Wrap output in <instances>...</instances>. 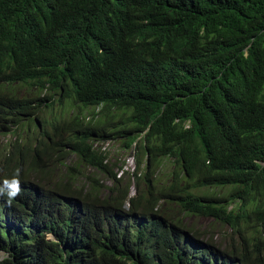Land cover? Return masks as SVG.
Returning a JSON list of instances; mask_svg holds the SVG:
<instances>
[{"label":"trees","instance_id":"1","mask_svg":"<svg viewBox=\"0 0 264 264\" xmlns=\"http://www.w3.org/2000/svg\"><path fill=\"white\" fill-rule=\"evenodd\" d=\"M0 81L7 126L42 121L40 107L55 99L91 115L88 132L67 140L83 171L73 172L91 187L101 183L88 168L115 178L116 155L135 143L138 165L146 161L139 178L170 168L193 179L159 192L222 218L233 235L220 248L188 236L145 246L152 229H133L118 196L106 208L49 197L13 221L0 217V264H264L251 224L264 226V0H0ZM16 82L37 91L4 90ZM92 135L119 147L103 150ZM35 150L32 167L54 157ZM201 185L203 195L190 191ZM22 203L31 205L28 194Z\"/></svg>","mask_w":264,"mask_h":264},{"label":"clouds","instance_id":"2","mask_svg":"<svg viewBox=\"0 0 264 264\" xmlns=\"http://www.w3.org/2000/svg\"><path fill=\"white\" fill-rule=\"evenodd\" d=\"M4 90L17 98L24 99L32 97L30 95L31 92L35 93L37 91L33 89V86L30 87L22 82H16L13 85H4ZM59 101L64 103L63 106L73 109L74 112L71 118H64L55 110L47 112L44 115H40L39 113V117L42 121L36 120L30 125L26 123L28 127L25 131L18 133L13 139L5 143H0L1 218L13 221L21 217L24 213L29 212L32 209V205L47 201L49 197L60 198L64 203L71 201L84 202L106 208V201L108 199L106 200L105 197L107 196L108 198L110 195H116L121 200L118 205V211L124 213L131 219L130 223L133 225V229L136 227L152 229V237L149 238L145 246L156 243L166 236H170L176 240L180 238L187 240L188 236L192 238L194 242L203 238L208 240L210 246L213 245L215 248L216 246L219 247L220 242L216 243V238H213L216 237V232L209 230L200 232L196 230L197 234H195V232L188 229L178 227L176 221L173 219L175 212L172 211L170 207L171 202L177 204L179 208L178 212L181 214V221L190 216H198L206 218L207 220H218L232 232L231 228L221 221L222 218L216 215L191 210L185 206L183 201L169 200L159 192V189L172 183L174 179L190 180V183L186 182L180 185L181 187L197 184L193 179L186 176L184 177L182 174L177 175L174 173V178L172 180L162 184L158 183V178L164 176L165 172L170 173V168L161 170L162 172L159 171V173H161L155 175L152 181L143 177L139 178L145 169L146 161L141 159V163L138 165L135 156V143L132 144V148L129 149L128 154H125L126 156L123 157V160L115 169V178H110L98 173L101 175V177H99L101 185L96 183L94 188H104L107 191L105 196L100 194L97 189H94L91 193L89 191L90 187L82 183L80 179H77V177L81 175L79 172L81 171L83 173V171L81 166L76 162V154L70 152L71 149L67 144V140L72 138L78 131L87 133L90 121L93 122V120L83 106L65 100ZM43 106L44 105L40 107V110ZM12 127L16 126L5 125L0 116V133L6 134ZM102 139L104 140H100L99 135H92L89 140L97 141L99 145L101 142V148L109 151L108 146L113 144L110 142L109 138ZM35 148H37L39 152H50L54 157L46 165H39V163H36V165L32 167L31 157L35 156ZM63 152L65 153L64 156L61 154ZM108 155L110 156V154ZM124 166H127L125 170H123ZM73 167L77 168L79 172L77 169L73 172ZM57 170H59L63 176L55 175ZM69 177H75L77 182L68 183ZM151 183L154 185V189L147 187ZM129 184H131V186ZM32 185L33 187H30ZM200 190H204L205 193L206 187L201 185L190 188L191 192L199 196L204 194L199 193ZM151 191L159 195L154 204L148 202V196ZM27 194L30 196L31 205L22 203L24 195ZM177 194H180V192ZM17 198L19 199V203L17 205H12L11 202L15 201ZM134 200H139L140 204L132 208V201ZM108 202L109 205L116 210L112 205L115 202ZM234 206L235 204H230L229 208ZM142 214H146V217L143 219H141ZM99 221H104V219L101 218ZM211 235H213L212 238H210ZM222 237L223 236H221V238ZM46 238H54V235L51 232H47ZM213 240L215 242H213ZM0 255L3 256L4 252L0 251Z\"/></svg>","mask_w":264,"mask_h":264},{"label":"rangeland","instance_id":"3","mask_svg":"<svg viewBox=\"0 0 264 264\" xmlns=\"http://www.w3.org/2000/svg\"><path fill=\"white\" fill-rule=\"evenodd\" d=\"M35 91V90H32ZM38 93L40 94H44L42 91H38ZM51 100V99H49ZM47 100V101H49ZM64 103L62 101H59L58 99H55L52 103H50L49 105H46V103L44 104L43 108L41 109L40 115H44L47 112L50 111H57L59 112L64 118H71L73 116V109L70 107H65L63 106ZM28 125L26 123H21L19 125H17L16 127H12V129L7 132L6 134H2L0 133V143H5L7 141H9L10 139H13L18 133L23 132L27 129ZM119 146L118 145H109V151L112 153L115 149H117ZM1 150V149H0ZM126 155H124V153H120L117 154L116 157L117 158H122L125 157ZM143 160L145 158V155L142 154L141 157ZM162 172V171H161ZM160 172V173H161ZM165 172V171H164ZM159 173V174H160ZM60 175L63 176L61 174V172L59 170H57L55 172V175ZM87 174L89 176H91V178H99L101 177V175H99L95 170L93 169H88L87 170ZM78 179H80L82 182H84V184L88 187H90L89 191L92 193V191H94V189L102 194L103 196H105V194L107 193V191L104 188H94L91 187L90 185H92L93 183H91L90 181H88L87 179L78 176ZM174 178V172L171 173H167L165 172L164 176H161L160 178H158V183L162 184L165 183L166 181H170ZM180 185H183L185 183V180L180 179L179 180ZM131 186V184H129ZM199 193H204V190H200ZM169 204V203H168ZM172 211L175 212V215L173 217V219L176 221V225L178 227L184 228V229H188L192 232H195V234H197L196 230H199L200 232H204L206 230L212 231V232H216V237H213L217 242H221L223 244H226L227 242H231V232L228 230V228L226 226H224L221 222H219L218 220H213V219H206V218H202V217H198V216H190L187 219H183L182 221L180 220L181 218V214L178 212V206L175 202H171L170 205ZM260 221L255 220L254 223L252 222L251 224H253V228L258 229L260 232V235L262 237V239H264V226H260ZM248 233H252V230H250ZM221 236H223V238H221ZM213 242H215L213 240Z\"/></svg>","mask_w":264,"mask_h":264},{"label":"built area","instance_id":"4","mask_svg":"<svg viewBox=\"0 0 264 264\" xmlns=\"http://www.w3.org/2000/svg\"><path fill=\"white\" fill-rule=\"evenodd\" d=\"M130 162H131V159H130ZM127 168V166H124V169L123 170H125Z\"/></svg>","mask_w":264,"mask_h":264}]
</instances>
